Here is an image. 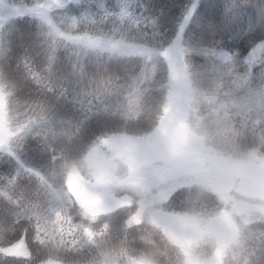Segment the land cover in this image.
I'll return each mask as SVG.
<instances>
[{"label": "snow or ice", "instance_id": "6c2138e0", "mask_svg": "<svg viewBox=\"0 0 264 264\" xmlns=\"http://www.w3.org/2000/svg\"><path fill=\"white\" fill-rule=\"evenodd\" d=\"M0 264H264V0H0Z\"/></svg>", "mask_w": 264, "mask_h": 264}, {"label": "trees", "instance_id": "16d2710c", "mask_svg": "<svg viewBox=\"0 0 264 264\" xmlns=\"http://www.w3.org/2000/svg\"><path fill=\"white\" fill-rule=\"evenodd\" d=\"M163 2H167V0H163Z\"/></svg>", "mask_w": 264, "mask_h": 264}]
</instances>
